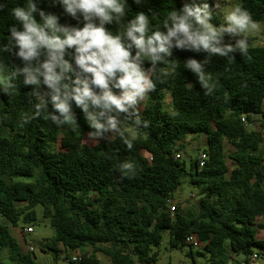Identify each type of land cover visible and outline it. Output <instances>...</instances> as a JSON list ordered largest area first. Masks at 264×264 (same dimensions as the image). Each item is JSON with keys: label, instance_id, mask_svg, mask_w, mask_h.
I'll list each match as a JSON object with an SVG mask.
<instances>
[{"label": "trees", "instance_id": "obj_1", "mask_svg": "<svg viewBox=\"0 0 264 264\" xmlns=\"http://www.w3.org/2000/svg\"><path fill=\"white\" fill-rule=\"evenodd\" d=\"M237 1L254 20L264 23V0ZM187 2L203 4L205 0ZM207 2L214 4V0ZM0 3L6 5L0 11V63L9 69L22 67L18 58L2 49L10 36L8 29L13 24L21 28L11 9L26 5L27 0ZM36 3L46 13L58 15L62 24L83 26L82 17L65 14L58 0ZM127 4L128 19L144 11L153 29L163 30L167 11L179 10L184 3L127 0ZM212 23H222L215 9ZM108 28L114 33L119 30L115 24ZM205 55L174 50L171 59L177 63L176 73L153 74L156 88L139 109L148 126H139L131 150L114 134L94 146L85 145L92 129L74 104V125L53 123L48 117L51 105L39 117L25 121V116L34 115L36 101L22 78L16 81L13 98L0 91V264H43L35 261L33 253L22 252L10 231L20 222L33 224L37 206L54 230L39 248L52 254L53 262L48 264H59L61 248L67 255L86 247L106 255L111 264H158L153 249L160 245L163 232H168L172 248L186 246V236L195 234L204 242L203 251L196 254L208 264H239L233 256L248 258L254 249L264 256V239H257L253 229L256 225L264 232V223L256 224L258 218L264 219V47H249L247 55L236 53L234 58L213 57L206 66L215 84L210 94L185 68L188 58L202 60ZM126 124L132 127L133 121ZM188 135L205 138L203 167L198 157L191 159L189 168L183 159L175 158ZM56 143L61 151L53 149ZM125 162L134 164L133 174H123ZM182 177L201 187V196L194 208L185 211L178 204L171 212ZM188 255L196 264L192 248ZM77 264L100 262L92 254L80 256Z\"/></svg>", "mask_w": 264, "mask_h": 264}, {"label": "clouds", "instance_id": "obj_2", "mask_svg": "<svg viewBox=\"0 0 264 264\" xmlns=\"http://www.w3.org/2000/svg\"><path fill=\"white\" fill-rule=\"evenodd\" d=\"M58 2L65 14L78 20L82 17L83 26L62 24L58 15L46 13L36 0L11 9L21 28L13 24L8 29L10 36L2 51L18 58L23 66L9 69L0 63V91L13 98L16 81L22 78L36 101L34 115L25 116V121L39 117L51 105L48 117L53 123L74 125V104L92 129L90 137L102 140L114 134L129 150L139 126H148L140 118L139 106L156 88L153 74L168 77L177 71V63L171 59L174 50L206 54L202 60L188 58L185 68L210 94L215 84L206 66L212 58L247 55L250 37L261 32L260 22L241 4L222 7L220 0L212 5L207 0L203 4L186 2L179 10L167 11L163 30L159 26L153 29L152 19L144 11L128 19L127 0ZM5 6L0 3V11ZM213 9L223 14L219 26L212 23ZM113 24L119 29L115 33L108 28ZM127 120L133 121L132 127ZM121 170L127 176L135 172V166L125 162Z\"/></svg>", "mask_w": 264, "mask_h": 264}, {"label": "rangeland", "instance_id": "obj_3", "mask_svg": "<svg viewBox=\"0 0 264 264\" xmlns=\"http://www.w3.org/2000/svg\"><path fill=\"white\" fill-rule=\"evenodd\" d=\"M183 3H186L187 0H182ZM217 0H214V3ZM222 7L228 4H235L239 3L237 0H220ZM188 3V2H187ZM215 13L220 17L221 22L223 23V14L222 12L215 9ZM261 24V32L259 34H253L249 39V47H264V23L260 22ZM226 42H229V38L226 37ZM234 42V41H231ZM170 102V97L166 93V103ZM143 101L141 102L139 109L142 108ZM258 118V117H257ZM256 123L253 125H248V129H253ZM263 138H264V131H263ZM83 143L88 146H94L97 143V140L90 137L89 134L85 137ZM183 148L178 153L181 155V159L184 160L186 167L189 168V163L191 159L195 157H199L203 147L205 145V138L204 136H197V135H188L182 140ZM53 149L56 151H61L59 143L52 145ZM230 146L225 143V150L228 151ZM261 152L264 159V141L261 145ZM145 157H149L146 152H142ZM229 162V161H228ZM180 185L176 189L174 193V200L172 201V205H180L185 211L188 209L194 208L198 200L201 196L202 188L191 185L188 183V177H182L180 180ZM23 205V203H22ZM36 212V221L30 225H24L22 222L18 224L17 228L10 229L11 234L16 238L18 241L21 250L24 253L28 252V245L31 244L34 247L33 254H30L34 257L37 263L48 264L52 263V254H47L42 257V253L40 251V247L46 242L47 239L51 238L54 235V230L50 226L49 221L43 217V209L41 206H37L35 208ZM264 223V219L258 218L256 224ZM31 227L32 232L29 234L24 235V228ZM255 231V235L257 239H264V232L263 230L259 229L256 225L253 227ZM23 237V238H22ZM153 251L157 252V263L158 264H192V258L188 255L190 248L188 246H181L177 248H172L169 246V234L168 232L162 233V240L160 245L157 248H154ZM193 256L195 258L196 264H208L206 258H203L196 254L197 251L202 252V247L198 249H192ZM253 253L258 254L256 260L250 262L249 264H264V256L262 252L258 251L257 249L253 250ZM74 254L72 251H68L67 255L64 253L63 249L61 248V252L59 254V264H70L69 259ZM94 255L97 260H99L100 264H111L109 258L102 254L101 252L93 253L91 247H86L76 252L77 256H90ZM233 259L238 263L244 259L243 256H233ZM77 264V263H75Z\"/></svg>", "mask_w": 264, "mask_h": 264}, {"label": "built area", "instance_id": "obj_4", "mask_svg": "<svg viewBox=\"0 0 264 264\" xmlns=\"http://www.w3.org/2000/svg\"><path fill=\"white\" fill-rule=\"evenodd\" d=\"M241 122L242 123L246 122L244 117H241ZM175 158H181V155L179 153H176ZM206 159H207V155L204 152H201L200 156L198 157L199 167L204 166ZM174 207H175L174 205H170V211L171 212H174ZM32 231H33L32 228L28 226V227L24 228V235L29 234ZM184 243L186 246H188L192 249H198V248L204 246V242H201L195 234H190V235L186 236ZM27 250H28V252L33 253L34 247L31 244H29ZM257 257H258L257 254L253 253L248 258H244L242 261H240L239 264H249L250 262L256 260ZM70 261L74 264L78 263L80 261V256L75 255V256L71 257Z\"/></svg>", "mask_w": 264, "mask_h": 264}, {"label": "crops", "instance_id": "obj_5", "mask_svg": "<svg viewBox=\"0 0 264 264\" xmlns=\"http://www.w3.org/2000/svg\"><path fill=\"white\" fill-rule=\"evenodd\" d=\"M12 229V228H11ZM23 238V237H22ZM78 250H76V251H74V254L71 256V257H73V256H75L76 255V252H77ZM23 252V251H22ZM42 253V257L44 256V255H47V253H43V252H41ZM71 257H70V259H71ZM69 259V260H70ZM111 263V262H110Z\"/></svg>", "mask_w": 264, "mask_h": 264}]
</instances>
